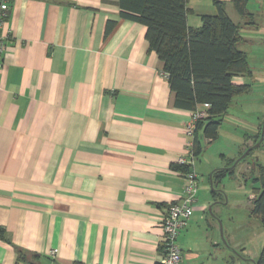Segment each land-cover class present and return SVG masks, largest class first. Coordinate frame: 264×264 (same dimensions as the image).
I'll use <instances>...</instances> for the list:
<instances>
[{
	"label": "crops",
	"instance_id": "obj_1",
	"mask_svg": "<svg viewBox=\"0 0 264 264\" xmlns=\"http://www.w3.org/2000/svg\"><path fill=\"white\" fill-rule=\"evenodd\" d=\"M2 2L0 264H156L166 209L186 185L174 169L192 145L185 127L208 107H176L146 27L121 18L119 0ZM197 187L182 264H233L198 176Z\"/></svg>",
	"mask_w": 264,
	"mask_h": 264
},
{
	"label": "trees",
	"instance_id": "obj_2",
	"mask_svg": "<svg viewBox=\"0 0 264 264\" xmlns=\"http://www.w3.org/2000/svg\"><path fill=\"white\" fill-rule=\"evenodd\" d=\"M187 2L119 0V7L121 18L146 27L145 39L150 50L163 63V71L175 94L176 107L191 111L201 106L208 107L207 118L197 121L192 138V154L197 158L203 151L201 139L207 140V144L215 141L222 116L233 98L250 90L249 84L237 85L233 79L238 76L251 77V71L246 53L238 48L243 41L240 26L226 13L225 3L214 0L216 13L202 15L200 27L193 28L187 24V17L191 13ZM231 2L239 16L248 18L247 0ZM111 26L110 23L107 31ZM260 132L256 135L257 140ZM233 163L231 161L228 166ZM174 169L185 175L190 171V166L176 164ZM259 171L261 189L257 190L253 199L252 213L260 218L264 229V168L261 167ZM226 174L232 176L233 170L217 169L211 175L212 181H218ZM221 194L213 190V201L220 199ZM0 237H3L1 229ZM255 263L264 264V245Z\"/></svg>",
	"mask_w": 264,
	"mask_h": 264
},
{
	"label": "rangeland",
	"instance_id": "obj_3",
	"mask_svg": "<svg viewBox=\"0 0 264 264\" xmlns=\"http://www.w3.org/2000/svg\"><path fill=\"white\" fill-rule=\"evenodd\" d=\"M213 1L188 0L187 5L193 10L188 15L191 25L194 21L201 24V15L211 14ZM219 1L225 3L228 16L240 26L243 41L238 48L247 55L251 77L246 78L250 90L233 98L220 125L217 139L209 145L201 144L203 151L194 163L199 190L203 188L202 194L205 193L211 199L213 190L222 193L220 199L212 202V207L218 208L220 217L217 218L213 211L212 214L224 226V234L225 228H228L224 240L232 248L233 264H239L236 256L242 258L243 249L253 251L258 258L264 245V229L260 218L252 213L253 199L257 190L261 189L259 170L264 168V132L260 137V145L234 166L232 176L226 174L218 181L213 180L212 184L210 176L217 169L229 168L231 161L235 163L248 148L259 141L256 135L262 130L264 122V0H247L246 19L235 12L230 0ZM246 138L250 139L247 140V148H244ZM201 199L206 200V197L201 196Z\"/></svg>",
	"mask_w": 264,
	"mask_h": 264
},
{
	"label": "built area",
	"instance_id": "obj_4",
	"mask_svg": "<svg viewBox=\"0 0 264 264\" xmlns=\"http://www.w3.org/2000/svg\"><path fill=\"white\" fill-rule=\"evenodd\" d=\"M9 7L3 2L0 4V25L3 24L8 16ZM5 50L4 39L0 36V69L1 59ZM206 111H195L192 113L190 122L185 127L187 137L193 138L196 129V123L199 120L207 118ZM192 145L188 151V159H179L178 164L190 166V171L185 174L186 185L180 200L172 202L166 209L165 216L162 220L161 227L163 238L161 244L162 256L156 264H182L181 249L177 243L180 232L186 227L191 219L197 204V176L192 167L194 157L192 154ZM55 251L51 252L54 255Z\"/></svg>",
	"mask_w": 264,
	"mask_h": 264
},
{
	"label": "water",
	"instance_id": "obj_5",
	"mask_svg": "<svg viewBox=\"0 0 264 264\" xmlns=\"http://www.w3.org/2000/svg\"><path fill=\"white\" fill-rule=\"evenodd\" d=\"M263 132H264V122H263V125H262V130H261V138H262V134H263ZM261 138H259V141L254 145V146H252L251 148H248L242 155H241V157L238 159V160H236V162L232 165V166H230L229 168H227V169H233L234 168V166L240 161V160H242L243 158H245L246 157V155L253 149V148H256V147H258L259 145H260V141H261ZM210 184H212V180H211V176H210ZM208 213L212 216V217H214V215L212 214V205H210V207L208 208ZM215 218V217H214ZM216 221L218 222V224H220V222H219V220L216 218ZM251 263L252 264H256L255 263V261H253V260H251Z\"/></svg>",
	"mask_w": 264,
	"mask_h": 264
},
{
	"label": "flooded vegetation",
	"instance_id": "obj_6",
	"mask_svg": "<svg viewBox=\"0 0 264 264\" xmlns=\"http://www.w3.org/2000/svg\"><path fill=\"white\" fill-rule=\"evenodd\" d=\"M244 260V259H243Z\"/></svg>",
	"mask_w": 264,
	"mask_h": 264
}]
</instances>
